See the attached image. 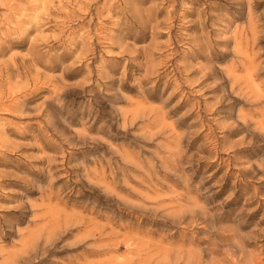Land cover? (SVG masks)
I'll use <instances>...</instances> for the list:
<instances>
[{"label": "rangeland", "instance_id": "obj_1", "mask_svg": "<svg viewBox=\"0 0 264 264\" xmlns=\"http://www.w3.org/2000/svg\"><path fill=\"white\" fill-rule=\"evenodd\" d=\"M0 264H264V0H0Z\"/></svg>", "mask_w": 264, "mask_h": 264}]
</instances>
